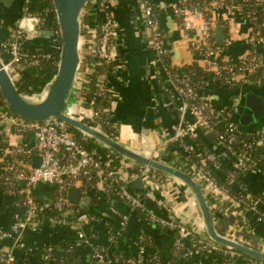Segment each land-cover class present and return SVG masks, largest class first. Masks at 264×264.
Wrapping results in <instances>:
<instances>
[{
    "label": "built area",
    "instance_id": "2783aa9c",
    "mask_svg": "<svg viewBox=\"0 0 264 264\" xmlns=\"http://www.w3.org/2000/svg\"><path fill=\"white\" fill-rule=\"evenodd\" d=\"M47 1L38 0L39 9ZM118 1L92 0V12L94 11L99 19L94 26L86 25L87 35H81L80 63L75 80V84L79 85L78 101L73 105L69 99L67 109L68 115L105 134H107L106 127L109 129L114 127L113 107H115V102L112 86L113 76L111 75H115L119 64L116 51V25L112 7ZM140 1L143 6L145 33L155 52V62L161 66L165 88L175 100V109L179 113V123L176 125L170 141L180 142L182 150V153L174 155V159L162 155L163 147L147 153L146 156L189 174L202 187L206 199L208 196L209 201L207 200V202L212 215L223 214L228 218H234L226 233L221 235L264 253V240L258 239L259 243H255L253 237H244L243 230L249 231V228L236 217V209L241 206L255 212L259 220L264 221V211L262 210L264 194L250 191L242 179L246 173L264 175V153L256 155L257 158L252 157L255 149L264 148V124L260 128H245L237 122L239 106L242 103L241 96L238 97L237 104L216 108L213 105L212 94L208 91L213 83L221 87L227 86L229 90H238L246 85L264 86V36L254 32L252 19H249L252 13L250 11L243 12L242 6L233 1L203 0L200 4L183 0L174 5L173 16L185 35L189 49L201 58L200 67L209 74L210 80L201 86L199 82L192 79L193 75L180 74L178 69L181 67L174 68L173 63L167 62L169 53L164 44L165 32L159 12L151 0ZM30 3L31 0H24V16L12 30L10 37L0 42L5 56V60L3 58L1 60L10 75L15 67L23 62L31 61L33 64H37L43 59L52 58V52L59 53V56L61 53L60 30L58 24L57 27L55 26L57 19L52 0H50L51 4L44 8V14L41 12L32 13L29 9ZM255 4L257 10H264V0H256ZM225 13L229 16L239 14L252 26L250 33L243 37L248 49L240 55L237 61H233L228 56V51L239 36L231 19L220 18L221 14ZM30 17L36 18L37 26H48L54 32L51 37V49H49L51 52L40 49L37 53L30 55L28 49L25 48L26 31L24 26ZM220 20L222 23L219 22ZM217 25H223L228 29V33L221 43L216 42L215 27ZM97 66H102L103 69L95 76L94 96L86 99L81 95L84 90L83 84L90 83L88 75L95 72ZM45 94L46 88L40 94L32 97H43ZM106 94L112 97L110 105L97 106L96 100L103 99ZM5 104L2 94H0V135H5L7 138L11 135L20 138L32 136L41 162L31 168L24 166L31 156V149L24 145H11L9 141V146L0 156L1 179L2 182L4 181L3 191L12 198L15 206L25 210L23 218L17 220L10 230L0 229V243L11 236L20 240L25 230L38 231L40 217L45 214L44 209L51 208L56 211V215L52 217L55 223L80 228L78 244L86 243L91 247V258L95 264H116L119 262V258L111 257L106 248L91 242L94 240V235L84 230V226H89L97 221V216L87 211L74 210L68 200V190L73 187H84L87 181L93 179V173H95L96 187L97 183H100L106 191L117 187L118 195L128 203L131 211L138 213L141 210L147 215L148 223L172 232L175 231L173 254L184 249L185 257L195 258L192 264H243L240 260L243 253L228 246L223 249L221 244L213 240L203 238L194 240L193 235L197 232L186 223L179 222L172 210H167L168 215L166 216L155 214L147 209L143 197L130 190L131 182L139 179L147 187L161 190V193L166 196L170 192L167 189V180H164V175L159 173L161 171L113 150V155L107 156L101 154L98 149L89 150L81 140L73 135L70 126L64 121L56 118L43 122L27 120L5 111ZM199 131L214 137L221 153L216 154L199 149L200 144L197 142ZM245 135L248 140L244 138ZM187 139L191 141L188 142ZM5 155H10L12 160L5 159ZM224 156L235 157L236 163L233 169L223 168L221 158ZM238 180H242V183H237ZM41 182L50 183L56 188L55 196L49 203H40L34 196V191ZM181 182L185 184L183 181ZM235 187L238 190H235ZM122 219V229L111 233L113 241H117L123 236L128 217L124 216ZM17 245L20 246V244ZM53 249L54 247L51 245L44 249V257L50 261L56 259ZM216 253L229 256L230 261H222ZM212 257H214V261L208 262ZM125 263L170 264L165 263L157 251H150L146 246L136 249L133 256L128 258ZM0 264L19 263H16L11 251L0 248ZM245 264H264V260L251 259Z\"/></svg>",
    "mask_w": 264,
    "mask_h": 264
},
{
    "label": "crops",
    "instance_id": "0c3cea01",
    "mask_svg": "<svg viewBox=\"0 0 264 264\" xmlns=\"http://www.w3.org/2000/svg\"><path fill=\"white\" fill-rule=\"evenodd\" d=\"M151 1L159 12L165 32L164 44L168 49L172 63L179 67L193 63L201 65V58L189 49L185 35L173 16V6L183 0ZM39 8L38 0H31L29 9L38 10ZM142 10L143 6L140 0H119L112 7L116 25V51L119 64L112 77L115 102L113 132L117 133L120 143L137 153L146 155L163 147L162 155L174 159L176 153H182L180 142L170 141L174 135L175 127L179 123V113L175 109V100L165 88L161 66L155 62V52L145 33ZM24 13V0H18L17 7L7 10L0 5V42L10 37L14 29L12 26H17ZM221 15V19H231L239 36L228 51V56L233 61H237L240 55L248 49L243 37L250 33L252 26L239 14L229 16L225 13ZM90 20L92 21L91 26H94L96 24L94 11L90 13ZM3 24L9 25V28L7 29ZM218 26L223 27V25H217L215 33ZM37 27L42 31L51 30L48 26ZM223 31L226 36L228 29L223 27ZM51 37L40 36L29 39L26 33L24 46L27 49L38 47L41 50H49L51 49ZM208 91L212 94L213 105L216 108L234 104L235 97L238 99L241 96L243 101V96L248 91H254L258 95L264 96V86L246 85L238 90H229L213 83ZM262 124H264V117L259 122L245 128H260ZM8 141L11 145H24L31 149V156L24 166L31 168L40 164L41 157L32 136L20 138L11 135ZM187 141L191 140L187 139ZM197 142L200 144L199 149L216 154L221 153L218 143L208 133L199 131ZM221 160L223 168L227 170L233 169L236 163L233 156H224ZM1 174L0 166V180ZM164 178L167 180V189L170 192L166 196L161 193V190L147 187L139 179L131 182L130 190L143 197L147 209L153 213L166 216L168 215L167 210L170 209L175 213L179 222L186 223L203 239L212 240L207 233L204 218L193 191L180 179L168 173H164ZM242 179L250 191L264 194V175L246 173ZM234 189L238 190L237 187ZM55 190L56 188L52 184L41 182L36 187L34 196L40 203H49L55 196ZM94 191L98 198L95 199L92 193H87L89 197L87 209L97 216V221L89 226H84L87 233L94 235V240L91 242L106 248L109 253L118 250L116 253L123 251V253L133 256L136 248H132L129 243L137 236L145 235L153 240V244L146 247L150 251H157L165 263L192 264L195 259L193 257L188 258L181 255L179 258H171L174 239L172 231L148 223L144 215L131 211L128 203L121 196L107 193L100 183H97ZM262 210L264 211V207ZM77 211H83V209L79 208ZM115 211L116 213H114ZM24 214V208L15 206L12 198L5 194L0 185V229L10 230L17 220L23 218ZM124 216L128 217V221L119 246L116 248V241H113L111 233L122 229ZM214 217V224L222 221L221 229L225 233L234 220V218H228L223 214H215ZM236 217L249 228V231L243 230L244 237H253L255 243H259L258 239L264 240V221H260L255 212L240 206L236 209ZM79 231L80 228L77 226H62L55 223L52 216L45 213L40 217L38 231L25 230L20 240L11 236L0 243V248L11 251L16 263L19 264L28 253H30L29 264H62L67 247H71L73 248L72 257L67 260L66 264H95L91 258V247L86 243L78 244ZM49 245L56 249V259H59V262L55 263V261L44 257V249ZM214 257L208 262H213ZM116 264L126 263L119 261Z\"/></svg>",
    "mask_w": 264,
    "mask_h": 264
},
{
    "label": "water",
    "instance_id": "95a60500",
    "mask_svg": "<svg viewBox=\"0 0 264 264\" xmlns=\"http://www.w3.org/2000/svg\"><path fill=\"white\" fill-rule=\"evenodd\" d=\"M89 1L90 0H52L60 30L62 49L57 73L48 83L46 94L43 97H28L21 94L12 76L4 67L0 57V93L2 94L9 113L37 122H43L52 118L59 119L69 126L80 130L83 134L95 138L114 152L180 179L193 191L200 206L207 233L213 241L251 257L264 260L263 252L228 239L216 230L204 191L198 182L189 174L165 165L151 157L137 153L107 134L67 114L69 99L75 85L77 70L80 63V17ZM17 3L18 0H0V5H2L5 10L17 7ZM24 28L29 39H35L40 36L50 37L54 34L52 30L42 31L38 29L35 17H30L25 22ZM215 36L216 42H223L224 31L222 26L216 28ZM243 97L244 100L239 106L240 111L237 122L246 127L259 122L264 117V96L258 95L254 91H248ZM237 101L238 99L235 97L234 104H237ZM67 196L74 210L79 208L85 210L88 208L89 197L87 192L83 191L82 188H70L67 192Z\"/></svg>",
    "mask_w": 264,
    "mask_h": 264
},
{
    "label": "trees",
    "instance_id": "16d2710c",
    "mask_svg": "<svg viewBox=\"0 0 264 264\" xmlns=\"http://www.w3.org/2000/svg\"><path fill=\"white\" fill-rule=\"evenodd\" d=\"M191 2L194 3H202L203 0H189ZM235 2L236 4H240L242 6V11L243 12H251L252 15L250 16L249 19H252L251 22L253 23V30L254 32L258 33L261 36H264V10L263 11H259L256 9V4L255 1L256 0H230ZM50 0H48L47 2H45L44 6L39 9V10H30L32 13L35 12H41L42 14H44V8L48 5H50ZM93 9L92 6V0H90L88 2V4L85 6L84 10L82 11L81 14V35H87V29H86V25L88 24H92V21L90 20V13ZM97 19H99V17H96V21ZM220 23H222V21H219ZM58 23H55V26L57 27ZM7 29L9 28V25L7 24H3ZM16 25L12 26V29L15 28ZM30 55L37 53L38 51H40V49L38 47L35 48H31L28 49ZM45 52H51L50 50H43ZM0 57L4 59V52L2 47L0 46ZM60 60V56L59 53H53L52 52V58L50 59H43L40 62H38L37 64H33L31 61H26L23 62L21 65L15 67L14 71L11 72V75L14 78V82L16 84L17 89L19 90V92L25 96L28 97H32L34 95L40 94L48 85V83L54 78V76L57 73V69H58V63ZM167 62L169 64H171V59L167 58ZM174 68H176V66H174ZM103 69L102 66H97L96 67V71L93 72L91 75H88L89 79H90V83H86L83 84L84 86V90L82 91V96L85 97L86 99L92 98L94 96L95 93V87H94V79L96 74L101 71ZM178 72L180 74H186L188 73L189 75H193L192 79H194V81H197L202 85H204L208 80H209V74L200 67V65L198 63H193L191 65H186L181 67L180 69H178ZM113 76V75H111ZM223 88L228 89L227 86L223 85ZM1 94V93H0ZM112 100V97L109 94H106V96L103 99H97L96 103L97 106L100 105H110V102ZM84 105H87V103H84ZM5 106V111H8V108ZM107 129L105 130V132L107 133L108 136H111V138L118 140V135L117 133L113 132V129H109V127H106ZM70 131L73 133V135L81 140L84 145L89 149L92 150L94 149H98L100 151L101 154H103L104 156L107 155H113V151L111 149H109L108 147H106L105 145L101 144L99 141H97L95 138H92L90 136L84 135L80 130L71 127L70 126ZM244 138L247 139L246 135L244 136ZM9 146L8 143V138L5 135H0V156L3 155L4 150ZM264 153V148H258L255 149L253 151V156L252 157H256L259 156L260 154ZM170 158V157H169ZM5 159L8 160H12V157L10 155H5ZM162 175H164L163 172H159ZM95 178H96V174L93 173V179L90 181H87L86 185L84 187H82L83 191L87 192V193H92L93 196L98 198L96 192L94 191L95 186H96V182H95ZM237 183H242V180H238ZM0 185L2 187V189H4V181L2 182V179L0 180ZM107 193L109 194H118V189L117 187H112L111 189H109V191H107ZM207 200L208 196H207ZM83 211H87L90 212V209H85ZM44 212L50 216H55L56 215V211H54L51 208H46L44 209ZM139 214L144 215L147 219V215L145 214V212H142L141 210H139L138 212ZM213 218V222H215V217L214 215H212ZM221 223L222 221H220V223L215 224V228L216 230L220 233V234H225V231L223 229H221ZM174 234L175 231L173 232ZM202 237H200L198 234L193 235V239L194 240H198ZM2 243V242H1ZM120 243V239L116 241V245L118 248ZM131 244L130 246L132 248H136L139 249L140 247L143 246H147V245H152L153 244V240L145 235H139L137 236L135 239L131 240V242L129 243ZM219 245V244H218ZM223 249H225L226 247L223 245H220ZM28 250V249H27ZM54 253H55V258H57L56 256V249L54 248ZM116 251L118 250H114L113 252H110L111 257H118L120 261L122 262H126V260L128 258H130V254L127 253H123L122 252H118L116 253ZM72 252H73V248L71 247H67V253L65 255V258L62 262V264H66L67 260L70 259L72 257ZM174 252V249L172 248V254ZM184 252L185 250H180L179 253L177 254H173L171 256V258L173 257H177L179 258L181 255L184 256ZM28 253V252H27ZM29 254L28 253L25 257L24 260L22 261L24 264H29ZM216 255L218 257H220L223 260H228L230 261V257L227 255H224L222 253H216ZM257 260L247 254H242L241 255V262L243 264H245L246 262H248L249 260ZM170 260V259H169ZM55 263L59 262V259H55L54 260Z\"/></svg>",
    "mask_w": 264,
    "mask_h": 264
},
{
    "label": "rangeland",
    "instance_id": "374dc122",
    "mask_svg": "<svg viewBox=\"0 0 264 264\" xmlns=\"http://www.w3.org/2000/svg\"><path fill=\"white\" fill-rule=\"evenodd\" d=\"M78 93H79V85L75 84L72 93H71V102H73V105L77 104L78 101Z\"/></svg>",
    "mask_w": 264,
    "mask_h": 264
}]
</instances>
